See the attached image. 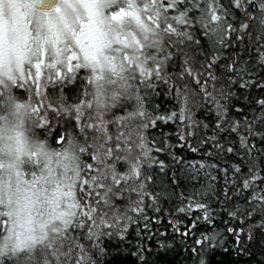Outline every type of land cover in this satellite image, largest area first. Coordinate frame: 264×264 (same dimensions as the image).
Listing matches in <instances>:
<instances>
[{
	"label": "snow or ice",
	"instance_id": "1",
	"mask_svg": "<svg viewBox=\"0 0 264 264\" xmlns=\"http://www.w3.org/2000/svg\"><path fill=\"white\" fill-rule=\"evenodd\" d=\"M249 38L257 67L225 58ZM261 40L264 0H0V264H105L106 242L131 245L145 264L153 238L172 247L159 239L168 235L185 241L191 264H209V253L228 251L218 216L233 250L250 255L264 234V97L244 93L264 89L253 75L264 69ZM162 86L174 110L149 101ZM197 106L211 124L193 119ZM169 123L182 129L181 148L236 162L157 147L148 129ZM163 152L190 180L208 167L224 173L219 212L183 192L181 218L161 207L149 169L170 167Z\"/></svg>",
	"mask_w": 264,
	"mask_h": 264
},
{
	"label": "trees",
	"instance_id": "2",
	"mask_svg": "<svg viewBox=\"0 0 264 264\" xmlns=\"http://www.w3.org/2000/svg\"><path fill=\"white\" fill-rule=\"evenodd\" d=\"M264 44V40L260 41ZM256 43L251 38L247 39L245 43L236 46V49L229 48L224 51L225 58L236 57L239 62L244 64H252L255 68L257 65L253 63L254 58L257 56ZM242 58V59H241ZM254 76H264V69H258ZM80 91V81L77 80L76 84L71 85L68 89H65V97L69 102H74ZM239 95V92H237ZM249 100L254 101L256 98L264 97V89H258L253 87L251 90L244 93ZM149 101L152 104L160 105V111L165 109L174 110L175 101L174 99L163 90V86L159 90V94L152 93L149 96ZM241 104L245 103L244 100L240 101ZM250 109H254L256 106L254 102L249 104ZM251 115V113H250ZM193 119L198 120L202 123L211 124L213 117L206 111H204L199 106L193 109ZM181 127L175 123L160 124L156 128L148 129V139L155 140L157 142L156 146L159 147V142L163 141L165 147L168 148L177 157H182L184 161H199L202 160L208 165L219 164L222 167H228L230 164H234L236 161L231 157H226L224 155H217L214 149H209L211 156L205 154L203 151L198 153H193L188 147L181 148L180 141L178 139ZM55 137V133L48 137V142L51 144ZM235 142V137L232 138ZM257 138V148L262 147L258 142ZM195 138H193V143H195ZM207 147V146H204ZM159 158L164 159L166 164L170 167L161 172L159 169L150 168L149 171L153 173L154 184L150 185V189L154 187L156 191L162 197L161 207L167 212H172L179 219L183 214L175 213V208L181 205V199L179 194L181 192L185 195H195L196 199L206 201L207 204L215 209L217 212L220 211L218 205L221 201L218 199V193L224 186V173L219 168L208 167L206 169L207 175L204 174L205 170L201 171L198 179L193 181L189 179V174L181 165H175L168 155V152H163L158 154ZM179 169V170H178ZM212 176H216V180H212ZM179 178L178 184H174L173 181ZM198 213L193 211L191 213L192 217H195ZM165 216V221L167 220ZM227 218L225 216H218L217 218V229L222 234V237L227 239L224 241V246L228 248V251H223L222 248L216 249L208 254L209 264H264V234L259 232L254 233L253 240L249 243L246 252L248 254H237L233 250L232 236L226 232V228L231 226L224 221ZM185 223L188 222L187 219L184 220ZM162 229H167L168 225L165 223L160 225ZM201 229H193L195 235L191 238H186V243L191 245L193 241L199 236ZM129 239H134L130 236ZM159 239L165 242H171L172 247L166 248L161 251L156 242V238H153L149 242V246L152 251L146 254L145 264H191L192 255L190 252L185 251V241L181 240L180 237H174L173 235L160 236ZM106 247L108 249L109 255L105 259V264H138L137 258L133 257L131 253L134 248L128 244H121L120 242H106Z\"/></svg>",
	"mask_w": 264,
	"mask_h": 264
}]
</instances>
